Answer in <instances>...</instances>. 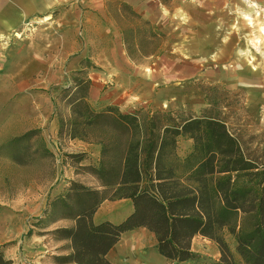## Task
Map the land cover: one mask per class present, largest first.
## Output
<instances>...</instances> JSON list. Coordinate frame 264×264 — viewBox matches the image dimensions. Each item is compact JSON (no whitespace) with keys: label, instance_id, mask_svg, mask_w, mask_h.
<instances>
[{"label":"trees","instance_id":"16d2710c","mask_svg":"<svg viewBox=\"0 0 264 264\" xmlns=\"http://www.w3.org/2000/svg\"><path fill=\"white\" fill-rule=\"evenodd\" d=\"M115 3L120 14L140 22L122 31L127 56L139 63L135 52L149 55L142 43L164 34L152 28L150 34L148 20L128 4ZM83 61L71 71L73 87L64 89L72 118L58 127L57 136L98 144L97 166H85L97 184L71 180L66 191L45 206L42 215L55 213L52 221H74L48 232L70 241L72 251L56 260L111 264L105 255L121 233L143 226L154 233L157 252L175 264H264V145H257L255 136L245 138L241 107L231 100L232 91L207 83L202 87L206 106L199 114L144 108L123 112L114 105L95 110L88 103L90 80ZM180 136L192 140L182 158L176 154ZM123 198L131 201L132 211L121 222L92 221L103 200ZM197 234L216 243L217 259L207 262L191 250ZM0 264L14 263L0 250Z\"/></svg>","mask_w":264,"mask_h":264},{"label":"rangeland","instance_id":"374dc122","mask_svg":"<svg viewBox=\"0 0 264 264\" xmlns=\"http://www.w3.org/2000/svg\"><path fill=\"white\" fill-rule=\"evenodd\" d=\"M234 1L237 3L235 9L239 13L242 11L239 20L233 22L235 57L223 64L210 62L207 68L206 61L181 59V55L171 49L170 37L161 31L158 32L164 37L151 35L142 43L147 53L160 47V54L145 58L134 53L137 61L149 63L147 66L133 67L127 62L124 65L126 54L117 43L119 38H106V5L96 6L97 0H78L77 15L67 16L64 36L49 37L54 42L50 44V68L35 62L32 68L19 69V76L27 77L29 83H19L16 90L12 86L15 94L11 98L6 94L9 85H1L0 245L3 249L14 247L15 233L21 226L38 227L40 221L36 219L43 214V207L63 194L69 181L95 185L85 166H97L98 144L71 139L65 134L57 136L58 127L72 118L67 101L63 99L64 89L68 85L73 87L69 62L79 56L84 59L85 76L90 80L88 103L95 110L114 105L123 112L144 108L179 109L199 114L206 106L202 87L209 82L217 83L232 91L231 100H237L236 106L241 107L239 114L245 138L255 136L257 145H264V105L250 103L251 96L255 100L260 98L259 88L263 89L260 94L264 96V13L253 18L252 8H257V0H248L247 4L242 0ZM107 8L115 13L117 5L109 4ZM115 19V25L120 27L140 25V22H129L121 17ZM147 31L154 34L151 27H147ZM107 39L114 43L110 51L106 49ZM110 63L120 68H112ZM237 91L242 98L236 96ZM9 134H16L11 142L13 135ZM186 148L185 139H180L176 149L179 158L184 157ZM54 217L55 213H48L44 220L49 222Z\"/></svg>","mask_w":264,"mask_h":264},{"label":"crops","instance_id":"0c3cea01","mask_svg":"<svg viewBox=\"0 0 264 264\" xmlns=\"http://www.w3.org/2000/svg\"><path fill=\"white\" fill-rule=\"evenodd\" d=\"M115 1L97 0L95 3L96 6L106 5V38L116 37L117 39L118 37L117 43L121 46L122 52L126 54L122 31L127 27L116 26L115 18L121 17L129 22L135 20L120 14L118 6L115 13L110 12L107 6ZM119 1L128 4L133 11L148 20L153 31H161L165 36L168 35L172 41L171 49L179 53L181 59L206 61L209 64L205 67L210 68V62L217 61L223 64L235 57L234 37L236 31L233 30V22L236 23L239 20L242 11L239 13L235 9L237 3L234 0H190L191 2L168 0L166 3L161 0ZM77 3L78 0H0V97L2 84L9 85V89L5 93L11 98L15 94L12 92V86L16 90L19 83H29L27 77L19 76V69L32 68L35 62L42 67L50 68V44L54 42L50 41L49 37L55 36L58 39V37L64 36L67 16L77 15ZM252 13L255 14L253 18L264 13V0H257V8H252ZM46 17L49 18L45 20ZM73 21L76 23L77 18L74 17ZM40 37L42 40L39 41ZM113 44L112 39H107L106 49L110 51ZM62 50L63 48L58 49L59 52ZM160 52L159 47L145 58L154 56L156 53L160 54ZM44 56L46 57L44 58ZM82 59L83 57L79 56L74 61L70 60L71 71L79 68ZM123 61L124 65H127V62L133 67H145L149 64L135 63L127 54ZM110 66L120 68L119 65L112 63ZM19 77H21L20 80ZM261 90L263 89L259 88V99L255 100L252 96L250 97L251 104L264 105V96H262L263 93L260 94ZM9 135H13L9 140L11 142L15 139L14 135L16 134ZM180 139H185L187 144L186 152L182 154L185 156L191 150L192 140L187 136H180L177 146ZM131 211L132 204L129 199H105L93 212L92 221L94 223L102 221L119 223ZM39 217L36 219L40 221V224H37L38 227L25 224L17 229V233H15L17 238L14 240L13 248L3 249L0 245L3 255L11 259L14 264H79L75 261L56 260L57 257L68 255L72 251L70 241L55 239L48 233L57 227L72 226L74 221L68 218H56L53 221L45 222L46 216L39 215ZM29 229L31 234L27 235ZM228 241L231 245L234 244L232 239L228 238ZM155 244L154 233L143 226H138L122 232L119 240L107 251L105 256L111 264H175L159 254L155 249ZM190 248L207 260H215L219 256L216 243L199 234L191 239ZM192 262L187 260L178 264H192Z\"/></svg>","mask_w":264,"mask_h":264},{"label":"bare ground","instance_id":"6f19581e","mask_svg":"<svg viewBox=\"0 0 264 264\" xmlns=\"http://www.w3.org/2000/svg\"><path fill=\"white\" fill-rule=\"evenodd\" d=\"M255 38H256L255 41H256V42H259V38H258V37H255Z\"/></svg>","mask_w":264,"mask_h":264},{"label":"built area","instance_id":"2783aa9c","mask_svg":"<svg viewBox=\"0 0 264 264\" xmlns=\"http://www.w3.org/2000/svg\"><path fill=\"white\" fill-rule=\"evenodd\" d=\"M192 1H194V0H192ZM242 1H244L246 4H247V2H248V0H242Z\"/></svg>","mask_w":264,"mask_h":264}]
</instances>
